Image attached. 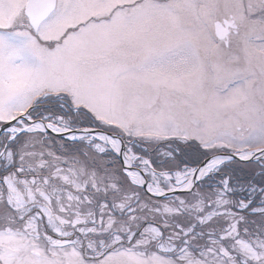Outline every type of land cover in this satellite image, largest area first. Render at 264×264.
I'll list each match as a JSON object with an SVG mask.
<instances>
[{"label":"snow or ice","instance_id":"obj_1","mask_svg":"<svg viewBox=\"0 0 264 264\" xmlns=\"http://www.w3.org/2000/svg\"><path fill=\"white\" fill-rule=\"evenodd\" d=\"M0 264H264V0H0Z\"/></svg>","mask_w":264,"mask_h":264}]
</instances>
